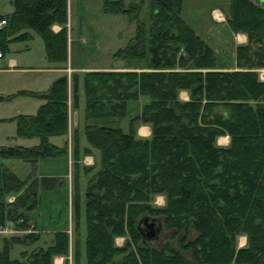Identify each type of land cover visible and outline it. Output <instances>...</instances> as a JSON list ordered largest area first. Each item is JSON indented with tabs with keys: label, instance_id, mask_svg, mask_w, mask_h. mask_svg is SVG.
<instances>
[{
	"label": "trees",
	"instance_id": "obj_1",
	"mask_svg": "<svg viewBox=\"0 0 264 264\" xmlns=\"http://www.w3.org/2000/svg\"><path fill=\"white\" fill-rule=\"evenodd\" d=\"M182 2L149 0L147 23L137 22L128 44L114 54L120 59L148 55L150 71L83 73L87 147L78 149L76 129L69 136L73 264L81 258L84 264H264V77L256 71L264 68V7L253 0H227L226 28L244 33L246 42L234 46L235 69L226 70L217 67L213 48L184 19ZM9 3L11 12L0 15L5 22L0 26V55L8 43L29 39L32 30L41 37L47 60L64 63L66 0ZM104 5L136 19L137 6L122 8L120 1L107 0ZM53 25L59 29L53 31ZM69 87L68 94L63 73L45 91L21 92L42 103L35 113L15 117V135L37 142L0 147V228L7 221L30 227L26 212L35 207L38 191L50 190L56 182L53 177L26 182L3 161L35 166L41 159L66 156L67 102L69 98L76 105L75 75ZM181 89L188 100L177 99ZM139 96L148 100L129 117L124 132L117 122ZM136 121L149 125L148 138L136 137ZM220 135L228 136L226 146L216 144ZM50 137L64 143L56 146ZM89 148L97 151V164L81 165ZM79 174L87 177L81 194ZM7 195L13 196L11 202ZM155 195L163 196V205L152 203ZM144 217L160 223L151 240H143L136 227ZM240 235L246 242L237 247ZM116 237H123L122 245H115ZM37 239L34 233L1 238L0 264H52L53 257L67 256V233L57 229L47 246L21 250L19 259L8 257L13 244L30 245Z\"/></svg>",
	"mask_w": 264,
	"mask_h": 264
},
{
	"label": "rangeland",
	"instance_id": "obj_2",
	"mask_svg": "<svg viewBox=\"0 0 264 264\" xmlns=\"http://www.w3.org/2000/svg\"><path fill=\"white\" fill-rule=\"evenodd\" d=\"M106 0H66L67 14V47L66 56L70 67L74 69L77 79L78 99L75 113L73 114L70 101L67 102V154L65 157L41 159L37 161L35 166H31L26 162L16 159H5L3 164L12 172L17 174L26 182L32 178L53 177L56 182L52 189L38 191L39 198L35 207L26 212L27 222L31 225L22 229L16 227L12 221H7L4 227L0 228V246L1 238H9L13 236H23L27 233L38 235V239L30 245L13 244L8 252L10 259H19V252L25 250L29 252L37 246L45 247L51 243L53 230H64L68 236V252L67 256H55L52 260H60L61 264L66 259L67 264L72 263V252L70 249V241L72 242L76 236L73 227L72 213V168L69 157L70 151V133L72 129L77 131V139L82 137L83 125V101L82 94V77L83 69L95 67L115 66L123 64L127 59H120L114 54L117 49L125 47L130 38L134 35L137 22L147 23L149 13V0H107L109 2L120 1L122 8L129 5L137 6V10L133 8L131 13L136 12V19L131 18V14L122 11L105 10L104 2ZM257 2V0H253ZM227 0H183L182 14L184 19L194 28V30L204 38L214 49L217 58L229 60L233 58V49L235 33L228 32L224 21V9ZM12 6L9 0H0V15L9 14ZM214 17L220 21L219 25L212 24L211 12ZM30 39L23 43L20 41H12L7 45V51L0 58V68L9 57L15 59L18 66H29L30 69L26 73H11L0 69V93L6 97L16 94L11 101H0V147L8 145L30 146L37 142L36 138H21L15 135V117L17 114H33L37 106L33 98L29 95H22L21 92H35L34 90H43L48 88L57 72L50 73L45 70L51 65L45 55L44 46L41 37L34 31L29 30ZM241 33V32H237ZM234 34V35H232ZM244 34V33H241ZM232 35V36H231ZM208 37V38H206ZM27 44V48H24ZM148 56V55H147ZM146 57V56H145ZM64 63H58L57 66L65 67ZM56 66V65H54ZM67 68V67H65ZM258 77L263 79L264 68L256 69ZM70 70L66 71L67 82L73 76ZM13 93H10L9 89ZM46 88V89H47ZM45 89V90H46ZM43 90V91H45ZM8 100V99H6ZM130 114L119 119L117 125L122 131H127V121ZM72 119H77V125L72 128ZM53 138V137H52ZM229 139V138H228ZM56 145L60 144L57 137L52 139ZM229 142V140H228ZM98 161V153L96 156V164ZM39 163V164H38ZM81 164V163H80ZM84 165V164H81ZM93 165V164H91ZM53 166L50 171V167ZM60 166L63 168L61 169ZM90 166V165H85ZM97 167V166H95ZM89 176V175H87ZM87 177L79 174L78 187L79 192L83 191L85 180ZM6 201L11 202L12 195L5 197ZM35 226V227H33ZM84 236L83 212L80 211V228L79 239ZM117 238V237H116ZM121 238V237H120ZM117 238L115 242H121ZM166 239V234L160 239ZM245 236L240 235L236 239V244L245 245ZM159 243V242H158ZM80 264H84L81 258Z\"/></svg>",
	"mask_w": 264,
	"mask_h": 264
},
{
	"label": "crops",
	"instance_id": "obj_3",
	"mask_svg": "<svg viewBox=\"0 0 264 264\" xmlns=\"http://www.w3.org/2000/svg\"><path fill=\"white\" fill-rule=\"evenodd\" d=\"M210 12L211 11H209V13ZM210 19L212 20L211 21L212 24L216 25L215 27H217L219 25L220 21L214 17V14H212V12H211V18ZM58 29H59V27L57 25H53L52 26V30L53 31H57ZM232 35H234V34H232ZM206 38H208V37H206ZM234 39H235L234 40V43L236 45L237 44H243V43L246 42V36H245V34L235 33ZM24 41L25 40H22L20 42L23 43ZM23 46H24V48H27V44H24ZM4 53H2V57L4 56ZM2 57H0V58H2ZM66 59H67V56H66ZM216 60H217L216 61L217 67H219V68L226 69V70L235 69V65H234L233 58L232 59L230 58L229 60H225L224 58H217ZM67 62L68 61H66V64H65L66 65L65 67H67V68H65V67H59V66H57L58 63L52 62L50 66H48V67L45 68V70H48V72H50V73L57 72L60 75L63 74V73H66L67 70H70L69 74H71V72H72V74L74 76L75 75L74 74V69H72L70 67V64H68ZM121 63H123V64H119V65L116 64L115 66H107V67H95V68H88V69L85 68L82 71H84V72H87V71H134V72H141V71H150L151 70L148 67V56L147 55H146V57H144L142 59H127V60H125L124 62H121ZM3 65L4 66L0 68V69H3L2 71L16 73V74H18V73H26L30 69H32L29 66H18L17 63H16V61H15V59H13L12 57H9L8 59H6V61L3 63ZM54 65H56V66H54ZM60 75H58V76H60ZM55 78L56 77H54V79ZM69 86H70V82L68 83V94H69V91H70V87ZM45 89H43V90H45ZM9 90H10V93H6V95L13 93L11 90H15V88L9 89ZM43 90L42 89L41 90L36 89L34 91L35 92H42ZM76 93H77V91H76ZM22 95H24V94H22ZM81 95H82L81 96V99H82V101H84L83 100V94H81ZM15 96H16V94H13L10 97H6L5 98V95H3L2 93H0V101H11L13 99V97H15ZM78 96L79 95L77 93V99H78ZM28 97H31V98L34 99V101L36 102V106L37 107H38V105L40 103H42V101L40 99L36 98V97H33V96H28ZM6 99H8V100H6ZM177 99L180 100V101H186V100H188V92L186 90H183V89L178 90V92H177ZM147 100L148 99L146 97L139 96L136 101H133V102L129 103L128 104V107H129V109H128L129 110V113L128 114H130L129 117L132 116V115H134L135 113H137L139 111L140 106L143 103L147 102ZM68 101H69V98H68ZM76 104H77V101H76ZM75 109H76V105H75V107L72 108V111H73L72 113L73 114L75 113ZM17 115H20V114H17ZM25 115H29V114H25ZM70 121L72 123V128H75V126L77 125V119L76 118L72 119V116H71ZM132 127H133V130L135 132L136 137H138V138H148L149 137V135H150V128H149V125L148 124H145V123H141L139 121H136V122L133 123V126ZM127 129H128V121H127ZM53 138L52 137L49 138L51 142H52V139ZM57 138L60 140V144L59 145H56L54 142H52V143L55 144L56 146H61L64 143V141L60 137H57ZM77 140H78V149L79 150L83 149L84 147H87V144H86V142L84 140V137H83V133H82V137L79 138V139H77ZM228 140L229 139H228V136L227 135H220V136L216 137L215 142L219 146H226L228 144ZM17 145H20V144H17ZM8 146H11V145H8ZM96 156H97V151L95 149H93V148H89V152L88 153L81 155L79 162L81 164H84V165L94 164L96 162ZM52 168H53V166L50 167V171L52 170ZM60 168L63 169L61 166H60ZM152 203L154 205H156V206L163 205V203H164L163 196L162 195H155L153 197ZM117 238H120V237H117ZM117 238L114 239L115 245H117V246L122 245V243H123V237L120 238L121 239V242H119V243L118 242H115V240ZM237 247H240V245H237ZM52 264H61V262L58 259H56V260L54 259V260H52Z\"/></svg>",
	"mask_w": 264,
	"mask_h": 264
},
{
	"label": "water",
	"instance_id": "obj_4",
	"mask_svg": "<svg viewBox=\"0 0 264 264\" xmlns=\"http://www.w3.org/2000/svg\"><path fill=\"white\" fill-rule=\"evenodd\" d=\"M257 3L264 7V0H257ZM139 223L143 224V229L139 227ZM136 227L143 240H151L155 238L156 234L159 232L160 223L153 218L144 217L138 221Z\"/></svg>",
	"mask_w": 264,
	"mask_h": 264
},
{
	"label": "built area",
	"instance_id": "obj_5",
	"mask_svg": "<svg viewBox=\"0 0 264 264\" xmlns=\"http://www.w3.org/2000/svg\"><path fill=\"white\" fill-rule=\"evenodd\" d=\"M4 23H5V22H4V19L0 20V26H2ZM0 53H1V52H0ZM0 57H1V55H0Z\"/></svg>",
	"mask_w": 264,
	"mask_h": 264
}]
</instances>
